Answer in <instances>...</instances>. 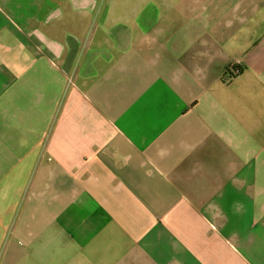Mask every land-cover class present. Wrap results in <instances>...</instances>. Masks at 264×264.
I'll list each match as a JSON object with an SVG mask.
<instances>
[{
    "label": "crops",
    "instance_id": "obj_1",
    "mask_svg": "<svg viewBox=\"0 0 264 264\" xmlns=\"http://www.w3.org/2000/svg\"><path fill=\"white\" fill-rule=\"evenodd\" d=\"M0 264H264V0H0Z\"/></svg>",
    "mask_w": 264,
    "mask_h": 264
},
{
    "label": "built area",
    "instance_id": "obj_2",
    "mask_svg": "<svg viewBox=\"0 0 264 264\" xmlns=\"http://www.w3.org/2000/svg\"><path fill=\"white\" fill-rule=\"evenodd\" d=\"M235 73H237V72H235Z\"/></svg>",
    "mask_w": 264,
    "mask_h": 264
}]
</instances>
